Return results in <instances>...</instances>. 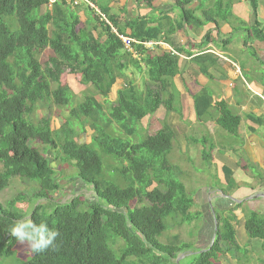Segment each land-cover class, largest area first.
<instances>
[{
	"label": "trees",
	"instance_id": "trees-1",
	"mask_svg": "<svg viewBox=\"0 0 264 264\" xmlns=\"http://www.w3.org/2000/svg\"><path fill=\"white\" fill-rule=\"evenodd\" d=\"M134 1L139 7L153 8L158 0ZM171 1L188 23L198 27L214 23L217 29L221 22L229 21L236 0H229L225 11L221 7L224 0L216 3L217 10L214 0ZM248 1L256 19L258 0ZM194 3L199 16L190 9ZM94 4L110 24L83 2L74 6L72 0H56L51 5L49 0H0V192L12 178L38 187L28 213L17 206L25 201L22 195L6 204L0 202V259L11 257L21 245L9 230L17 222L31 219L47 223L60 235L44 252L30 251L31 256L20 264H222L223 253L239 252L233 211L223 218L216 215L215 238L204 249H194L178 236L169 243L158 240L168 229L169 217L180 215L191 223L200 215L191 211L194 199L176 178L180 172L168 159L176 141L172 127L164 120L153 134L142 139L137 135L145 117L160 108L167 113L176 111L173 79L178 55L139 43L125 49L114 29L146 42L162 39L163 26H149L146 18L139 17L120 28L108 9ZM255 25H259L257 19ZM256 35L264 39L262 30ZM209 36V32L205 34L204 42ZM46 50L51 55L41 62ZM135 70L141 86L132 77ZM65 72L79 74L81 83L92 87L95 94L72 106L71 87L61 83ZM120 78L122 84H118ZM193 98L196 117L202 118L212 107L211 97L203 91ZM47 101L70 108L60 127L54 128L50 117L26 120ZM218 107V125L235 134L239 118L223 103ZM85 126L92 135L90 142L81 143L76 140V128L85 131ZM31 140L44 145V151L29 146ZM47 150L73 162L77 178L91 188L94 200L76 196L52 203L56 205L48 209L60 182ZM98 150L116 162L114 173L105 171ZM81 205L84 210H79ZM244 227L249 239L262 241L264 248V215L248 212ZM187 252L191 255L179 262L177 258Z\"/></svg>",
	"mask_w": 264,
	"mask_h": 264
},
{
	"label": "crops",
	"instance_id": "crops-1",
	"mask_svg": "<svg viewBox=\"0 0 264 264\" xmlns=\"http://www.w3.org/2000/svg\"><path fill=\"white\" fill-rule=\"evenodd\" d=\"M90 1L94 4L97 0ZM136 4L134 0H109L106 8L120 28H126L127 20L139 17L146 18L149 26L162 25L160 41L167 47L157 48L178 55L173 79L176 111L167 113L160 108L153 115L172 127L175 153L181 156L179 150L185 154L187 149L212 175V182L191 193L193 213L203 220L199 236L204 234L207 220L233 211L238 243L262 247V241L249 239L244 224L250 211L264 215V39L256 35L257 30L264 33V0H258V26L249 1L239 0L231 5L238 22H222L217 29L214 23H207L201 31L185 20L171 0H158L153 8ZM190 9L196 10L197 3ZM199 14L196 10L195 16ZM235 29L238 37L232 38ZM208 32L209 39L204 42ZM136 79L139 82V73ZM203 91L211 97L212 107L197 118L193 97ZM219 103L239 118L235 134L218 125Z\"/></svg>",
	"mask_w": 264,
	"mask_h": 264
},
{
	"label": "rangeland",
	"instance_id": "rangeland-1",
	"mask_svg": "<svg viewBox=\"0 0 264 264\" xmlns=\"http://www.w3.org/2000/svg\"><path fill=\"white\" fill-rule=\"evenodd\" d=\"M214 1H215L213 2L215 4L214 7L217 10L220 7L219 5H216V3L219 2L220 0H214ZM108 2L109 0L96 1V3L101 8L104 9H107L106 5L108 4ZM228 2L229 0H224L222 3L223 6L221 5L224 11L227 10ZM235 2H237V0ZM136 6L139 7L138 3L136 4ZM151 16L154 15L151 14ZM229 21L238 22V18L233 16L231 12V17L229 18ZM118 26L120 27L121 25L119 24ZM14 29L15 28H13V30ZM199 30L201 31V27ZM231 37L232 38L238 37L237 29H235L233 34H231ZM19 55L20 57H22V54ZM50 55H51L50 50L44 51L40 57L41 62H45ZM136 75L137 72L135 70L134 74H132V77L136 78ZM80 79L81 76L79 74L70 73V72H65L61 77V83L67 84L68 86L71 87L73 93L72 106H76L79 103H81L86 95L95 94L92 87L83 85ZM122 82L123 79L120 78L118 80V84L120 83L122 84ZM118 84L114 86L113 92H115L116 89L118 88ZM136 85L141 86L142 85L141 81L136 82ZM110 98L111 100L115 99L113 94L110 96ZM97 99L99 101L102 100L100 96H97ZM175 101H176V90H175L174 106L176 105ZM107 108H109V105L106 106V109ZM69 110H70L69 107L67 108L60 107L55 105L51 101H47L44 103H40L38 105V109L36 113L31 115L30 118L26 117V120L28 122H37L42 117H50L52 121V126L54 128L60 127L67 118ZM161 126H162V121L157 116L154 115H151V117L147 116L141 121L137 135L141 136L142 139L143 136L153 134ZM116 128L119 131V128L117 126ZM76 130L78 132L76 136V140L78 142L81 143L90 142V136L92 135V130L88 126H85V131H81L80 128L78 127L76 128ZM135 140L137 139L135 138L134 141ZM28 145L31 147L38 148L41 152H43L45 149V146L39 143L38 141L31 140L28 142ZM174 150L176 149L174 148L173 151L168 155V159L173 165L176 166V168L180 172L179 176H176V178L185 185L187 192L191 194L194 191L198 190L200 187L206 186L208 183L213 181V178L211 177L212 175L208 171V168H206L205 163H203L200 160V158H198V156L190 154L187 149L185 154L181 153L179 150V154L181 155L179 156L178 154L175 153ZM98 153L100 154V156L104 161L105 171L107 173L109 172L114 173L112 171L114 170L113 167L116 166V162L109 159L110 157L104 155L100 150H98ZM46 154L48 159L50 160L52 167H54V169L58 172L56 178L60 182V190L58 191V193L52 195L51 201L47 203L48 209L49 207H51L52 203L67 202L76 196H80L81 198L87 200L88 202L94 200V193L91 190V188L89 186L82 184V182L77 178V169L74 167L73 162L63 161L60 157H56L57 155L56 152L51 150H47ZM184 168H187L188 170L190 169L191 173L183 172ZM11 180L9 186L6 187L2 192H0V202L6 204L9 200L14 199L16 196L22 195V197L25 198V201L20 202L17 206L20 209H22V211L28 213L33 207V200L31 199V196L37 190L38 188L37 185L33 182L20 178H15V179L12 178ZM55 205L56 204L52 205V209L53 206ZM79 210H84V206L81 205L79 207ZM191 211L194 212V208H192ZM167 223H168V229L161 236L158 237V240L160 242L169 243L171 241H174L175 236H178L180 242L190 243L194 247V249L206 248L213 240V234L216 227L215 220H207L206 221L207 228L205 229L204 234L202 236H199V233L201 232V228L203 225V220L201 219V217H198L197 219L193 220L191 223H188V222H184L182 216L176 215L173 217H169L167 219ZM241 243L240 242L238 243L239 252L223 253L220 256L219 261L222 264H264L263 247L260 246L258 247L252 244H251L252 247H248L247 245H243ZM120 244L121 242L118 243L116 248H118ZM246 250L248 251L247 253H245ZM188 255H191V252L182 254L177 259H179L180 262L184 258L188 257ZM30 256H31V252L28 251V245L27 242H25L21 245H18L15 248V252L11 257L0 259V264H20L22 261L27 260Z\"/></svg>",
	"mask_w": 264,
	"mask_h": 264
},
{
	"label": "clouds",
	"instance_id": "clouds-1",
	"mask_svg": "<svg viewBox=\"0 0 264 264\" xmlns=\"http://www.w3.org/2000/svg\"><path fill=\"white\" fill-rule=\"evenodd\" d=\"M10 234L21 244L27 242L28 251L40 253L54 244L60 233L50 229L47 223H34L31 219L17 222L10 230Z\"/></svg>",
	"mask_w": 264,
	"mask_h": 264
},
{
	"label": "built area",
	"instance_id": "built-area-1",
	"mask_svg": "<svg viewBox=\"0 0 264 264\" xmlns=\"http://www.w3.org/2000/svg\"><path fill=\"white\" fill-rule=\"evenodd\" d=\"M55 1L56 0H49L50 5L55 3ZM72 1H73V5L74 6H76V5H78V4L82 3V2L86 3L91 8L95 9V11L100 16H102V19H104V21H106L108 24H110L108 19L103 14H101L100 10L90 0H72ZM114 32L117 34L119 39L122 41V43L124 45V48L127 49V50H131L132 49V44L133 43L142 44L143 46H145L146 48H148L150 50L155 48V47H167V45L163 41H160V40L140 42V41H137V40H135V39H133V38H131L129 36H126L124 34H119L116 29H114ZM170 51H172V50H170ZM172 52L176 54V52H174V51H172Z\"/></svg>",
	"mask_w": 264,
	"mask_h": 264
},
{
	"label": "water",
	"instance_id": "water-1",
	"mask_svg": "<svg viewBox=\"0 0 264 264\" xmlns=\"http://www.w3.org/2000/svg\"><path fill=\"white\" fill-rule=\"evenodd\" d=\"M215 233H216V229H215V231H214V234H213V240H214V238H215ZM212 240V241H213ZM178 261H179V259H177Z\"/></svg>",
	"mask_w": 264,
	"mask_h": 264
}]
</instances>
